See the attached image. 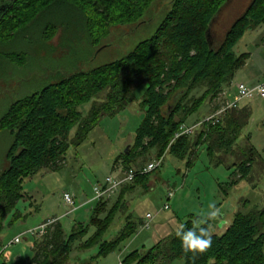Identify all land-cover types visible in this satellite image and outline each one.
Masks as SVG:
<instances>
[{
    "label": "trees",
    "instance_id": "16d2710c",
    "mask_svg": "<svg viewBox=\"0 0 264 264\" xmlns=\"http://www.w3.org/2000/svg\"><path fill=\"white\" fill-rule=\"evenodd\" d=\"M230 1L172 0L155 35L140 42L125 57L65 75L11 104L0 118V127H6L13 137L6 154L9 166L0 175V244L7 225L30 215L18 209V203L28 198L25 180L45 169H59L68 150L80 146L103 116L117 115L134 102L141 86L144 117L128 152L124 149L116 159L122 160L123 169L144 166L146 156L152 152L156 159L165 160L167 154L187 159L189 167L199 148L205 146L212 166L225 165L232 170L231 181L220 184L225 197L231 187L250 182L257 165L264 169V160L250 137L243 139L251 118L246 108L228 109L215 124L206 123L194 135L174 139L189 117L205 102H214L244 66L249 54L237 55L234 48L245 33L264 27V0H252L217 44L213 25ZM5 2L11 6L0 19V90L7 92L10 84L23 83L17 70H29L50 31L60 33L76 25L85 41L98 45L116 26L144 23L156 0H0V4ZM106 89H110L107 101L93 103L87 113L78 110ZM198 89L202 93L191 96ZM75 125L78 129L69 139ZM152 172L137 175L132 184H125L108 211L107 201L98 199L91 217L95 232L89 239L83 240L89 226L77 222L67 233L60 220L43 236L33 237V255L28 264H66L78 241L81 251L98 248L92 258L78 264H98L100 257L117 250L144 223L129 218L115 238L105 239L119 211L116 207L120 197L123 199L121 194L125 196L138 186L148 189ZM244 206L222 234L212 232L213 219L191 218L151 248L132 251L122 261L173 264L182 259L183 264H264V205L252 206L244 201ZM200 227L209 229L211 247L203 253L185 252L176 233ZM5 254L0 253V264H9Z\"/></svg>",
    "mask_w": 264,
    "mask_h": 264
},
{
    "label": "rangeland",
    "instance_id": "374dc122",
    "mask_svg": "<svg viewBox=\"0 0 264 264\" xmlns=\"http://www.w3.org/2000/svg\"><path fill=\"white\" fill-rule=\"evenodd\" d=\"M171 1L156 0L148 10L144 23L137 26H116L112 34L101 39L98 45L85 41L76 25L73 29L71 27L61 29L60 33L55 30L50 31L48 41L45 40L44 45L40 46V56L31 61L29 70H17L23 83L17 86L14 83L10 84L7 92L0 90V118L19 98L40 91L65 75L89 71L128 55L140 42L155 35L170 8ZM251 2L252 0H231L223 8L213 25L217 44L225 39L227 32L245 13ZM263 32L264 27L248 30L234 48L237 55L255 54L256 65L261 68L264 50L260 47L261 45H258V40L261 39ZM263 69L258 74V80H264ZM0 87L2 88V84ZM143 89L144 87L141 86L136 91V100L119 114L103 116L80 146L71 147L68 150L65 159L59 162L61 166L59 169H45L25 180L24 191L28 198L18 203V209L30 215L7 225L1 236V240H6L7 248L4 250V247H0V252L5 251L6 256L12 253L8 260L9 264H28L33 255L31 247L33 236L29 235L28 231L49 219L59 218L67 233L71 232L77 222L89 226L83 240L89 239L94 234L95 227L91 225V217L98 203L95 187L103 184L108 176L114 177L120 168L123 169L122 160L116 159L124 149L131 147L136 130L143 120L144 111L140 108ZM202 91L195 90L191 96L197 97ZM109 93L110 89L104 90L88 103L79 106L78 110L87 113L93 103L107 101ZM222 93L219 94L222 99L218 100L222 101L221 107L227 102L224 101V90ZM207 104L205 102L196 113L189 117L188 121L191 123L202 121ZM77 129L78 125L72 128L69 139L74 136ZM245 132H249L255 138L264 160V150L259 146L264 143V114H257ZM12 143L13 137L10 132L6 127L1 126L0 175L9 166L6 154ZM154 159L156 158L152 152L146 156L144 165ZM231 172L232 170H228L225 165L212 166L205 146L199 148L193 165L189 167H187V159L167 154L163 164L150 175L148 189L144 190L138 186L135 190L127 192L125 196L121 194L125 199L121 200L122 197H120L116 207L119 211L114 223L106 232L105 239L115 238L128 223L129 218L130 221L136 220L140 223L143 219L145 221L147 213L154 217L151 228L140 226L138 232L121 243L117 250L100 257L98 264H118L120 259L132 251L151 248L162 238L179 229L189 219H207L212 204L219 209V215L213 219L214 227L211 229L217 234L224 232L237 211L242 207L245 209L244 201H249L252 206L255 204L263 206L264 169L262 166H256L255 177L250 182L242 181L231 187L225 197L220 190V184L231 181L229 176ZM123 188L103 198L107 201V211L116 204ZM66 192L73 195L75 199L76 209L70 213L68 212L72 208L64 199ZM170 192H173L171 198L168 196ZM77 194L79 197H75ZM89 198L92 199L88 201ZM224 215L226 216L223 217ZM15 236L20 237L21 240L14 244ZM13 237L15 238L8 244L9 239ZM80 243L79 241L75 243L71 253L72 259L66 264L82 263L97 253V247L81 251L78 248ZM23 249L25 252H21ZM183 262L182 259H177L173 264H183Z\"/></svg>",
    "mask_w": 264,
    "mask_h": 264
},
{
    "label": "built area",
    "instance_id": "2783aa9c",
    "mask_svg": "<svg viewBox=\"0 0 264 264\" xmlns=\"http://www.w3.org/2000/svg\"><path fill=\"white\" fill-rule=\"evenodd\" d=\"M236 89H237V92H236V96L234 100L227 102L226 105L222 107V109L213 113L212 115L207 116L199 123H196L193 125H183L180 128V130L175 134L174 139H177L183 135H193L199 128H201L206 123L215 124L216 121L219 119V117L223 115L226 110L231 109V108H237L239 106V103L243 100L253 99L255 97H260L264 99V82L260 83L259 85L255 87L248 86L245 83H239L236 85ZM163 160H164V157L159 158V159H154L153 161H151L150 163L144 166L134 167V168L125 170L121 176H117V175H114V177L108 176L103 184L97 185L95 187L96 199L105 198L109 194H112L114 191L119 190L125 184L132 183L133 181H135V178L137 177V175L147 174V173L154 171L155 169L159 168L162 165ZM172 195H173V192H170L168 194L169 198H171ZM64 199L66 203L72 208L68 213L76 209L75 199L73 195L66 192L64 193ZM166 208L168 209V205H166ZM153 219H154L153 215L150 213H147L142 227L151 228ZM58 220L59 218L49 219L43 222L42 224H40L39 226L30 228L28 233L29 235L33 237H37V238L41 237L44 234H46L48 231V228ZM20 240H21L20 237H16L13 240V243L14 244L18 243L20 242ZM118 264H124L122 259H120Z\"/></svg>",
    "mask_w": 264,
    "mask_h": 264
},
{
    "label": "crops",
    "instance_id": "0c3cea01",
    "mask_svg": "<svg viewBox=\"0 0 264 264\" xmlns=\"http://www.w3.org/2000/svg\"><path fill=\"white\" fill-rule=\"evenodd\" d=\"M258 42H259L258 45H261L260 47L264 50V39H263V35H262L261 39L258 40ZM248 54H249V57L246 60L244 66L241 67L239 70H237V72H236V74H235L232 82L228 86H226L224 88V94H225V98H224L225 100L224 101L230 102V101L234 100V98L236 96V92H237V89H236L237 83H245L248 86L255 87V86L259 85L260 83L264 82V80H258L257 79L259 72H261L262 68H264L263 67L264 66L263 65L264 64V53H263V61H262L263 64H262V68H261V66L259 67V66L256 65V62H257L255 60L256 55L253 54V53L252 54L251 53H248ZM16 86H17V84H16ZM221 94H223V93L221 92L220 95ZM220 95L218 96V98L214 102L207 104L204 118H206L207 116L212 115L213 113H215V112L219 111L220 109H222V107L220 106L221 103H222V101H218L219 99H222V97H220ZM238 108H246V109H248L251 112V118H250V121L248 123V126H249L250 125V122L255 118V116L257 114L258 115L264 114V99L263 98H260V97H255L253 99L243 100V101H241L239 103ZM213 109H215V110H213ZM200 121H198V122L193 121V123L187 121V125H193V124L199 123ZM246 136H249L250 137V143L259 151V147L257 146L258 144H256L255 138L249 132H244L243 139H245ZM263 145H264V143H262V145H259L260 147L263 148L262 150H264V146ZM124 171H125V169L120 168L115 173V175L121 176L124 173ZM77 196L79 197L78 194L75 197H77ZM90 199H92V198H89L88 201ZM225 216L226 215H224L223 217H225ZM16 236H18V235H16ZM6 237H7V235L5 236V238ZM15 237L9 239L8 244ZM1 241H2L1 242L2 244H0V245L5 246L6 245L5 244V241L6 240L5 241L4 240H1ZM1 248H0V250H1ZM21 252H25L24 249ZM11 255H12V253H8V256H7L8 257V260H9V258H10Z\"/></svg>",
    "mask_w": 264,
    "mask_h": 264
},
{
    "label": "clouds",
    "instance_id": "9594fccd",
    "mask_svg": "<svg viewBox=\"0 0 264 264\" xmlns=\"http://www.w3.org/2000/svg\"><path fill=\"white\" fill-rule=\"evenodd\" d=\"M218 215L219 209L215 207V204L210 205L207 219H215ZM176 236L180 239L185 252L203 253L212 245L211 234L209 229L205 227L180 231L176 233Z\"/></svg>",
    "mask_w": 264,
    "mask_h": 264
},
{
    "label": "water",
    "instance_id": "95a60500",
    "mask_svg": "<svg viewBox=\"0 0 264 264\" xmlns=\"http://www.w3.org/2000/svg\"><path fill=\"white\" fill-rule=\"evenodd\" d=\"M10 6H11V3H8V2L0 4V19L7 13ZM128 150H129V147L126 148L127 152Z\"/></svg>",
    "mask_w": 264,
    "mask_h": 264
}]
</instances>
